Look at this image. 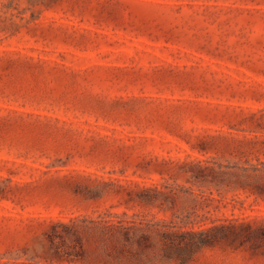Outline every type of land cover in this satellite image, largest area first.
Masks as SVG:
<instances>
[{
    "label": "rangeland",
    "instance_id": "374dc122",
    "mask_svg": "<svg viewBox=\"0 0 264 264\" xmlns=\"http://www.w3.org/2000/svg\"><path fill=\"white\" fill-rule=\"evenodd\" d=\"M148 221L264 233V0H0V264H149Z\"/></svg>",
    "mask_w": 264,
    "mask_h": 264
},
{
    "label": "trees",
    "instance_id": "16d2710c",
    "mask_svg": "<svg viewBox=\"0 0 264 264\" xmlns=\"http://www.w3.org/2000/svg\"><path fill=\"white\" fill-rule=\"evenodd\" d=\"M144 225L149 228V232L146 236L156 235L158 239L164 245L163 252L156 255V258L149 264H200L196 263L195 259L188 260V250L196 247L198 252L201 248H213L214 243H221L223 245L226 242L237 244L240 237L251 240L254 235L253 232L264 234L260 230L253 229L249 224L240 225L239 227L229 226V230L224 238L216 239L215 236H211L207 231L201 229H195L196 225L189 224H171L169 222H145ZM189 227V229L187 228ZM212 228L211 230H215ZM219 232V231H218ZM217 232V233H218ZM257 235V234H256ZM117 264V263H111ZM141 264H148L146 261H142Z\"/></svg>",
    "mask_w": 264,
    "mask_h": 264
}]
</instances>
